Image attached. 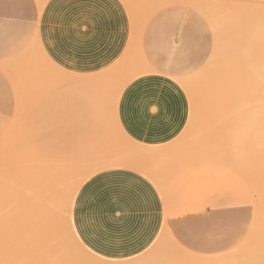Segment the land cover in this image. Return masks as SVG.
Wrapping results in <instances>:
<instances>
[{"label": "rangeland", "instance_id": "obj_1", "mask_svg": "<svg viewBox=\"0 0 264 264\" xmlns=\"http://www.w3.org/2000/svg\"><path fill=\"white\" fill-rule=\"evenodd\" d=\"M138 1H134L137 6L147 2L143 0L141 4L140 0L138 4ZM158 1L166 3L165 1L168 0ZM169 1L175 3L177 0ZM192 1L178 0L176 2L178 5L172 2L171 6L170 3L158 4L159 2H155V5L153 1L154 8L152 5L147 6L153 9L151 11H148V8L147 11L144 9L142 16L139 14L141 20L138 17L137 21L136 15L141 8L135 10L136 5L133 2L132 6L130 0H15L21 9L34 10L37 21L36 28L34 24L29 27L20 23L19 40L13 41L19 42L18 46L17 43L11 44L12 38L17 39L18 36L7 35L3 24L0 23V164L3 167L0 166L2 171L0 172V264H41V261L42 264L48 261L49 263L53 261L50 264H59L58 262L61 261L67 262L66 264L69 262L77 264L75 263L77 254L78 264H88V262L89 264H264V0H205L206 7V4H203L204 0H196L197 3L194 0L196 6ZM148 2L150 3V0ZM5 3V0H0V8ZM75 5H78L77 17L70 10ZM145 5L143 6L146 7ZM234 6L239 9L234 11ZM249 7L253 9L255 46L258 55L257 63L253 66L242 65L241 60L242 63H238L236 56L238 54L237 57L244 58L245 48L244 42H240L241 37H236L235 26L238 24L235 23L238 21L234 23L232 20L235 18L231 17L238 11L237 15L242 16L243 11ZM55 8L58 11L60 9L65 15L63 24L55 26L68 30V34L72 37L62 40L53 39L50 42L44 38V16L46 11L49 13ZM131 8L133 10H130ZM148 12L152 15H148ZM227 17L231 20L229 21ZM142 19H146L145 24ZM240 20L239 23L242 24L243 20ZM228 28H231V31H227ZM224 29L227 34L230 33L229 36L232 33V39L228 37V42L231 41L228 47H226L228 44L226 46L223 44L227 43ZM239 29L242 31V28H238L237 36L241 34ZM137 46L138 52L135 51ZM225 47L234 48V51L226 50V52H234L235 57L232 54L227 57L229 54L225 52L227 56L224 58L230 59L232 56L237 59H235L237 64L233 63L235 62L232 61L233 58H231L233 64H221L225 60L220 59L225 55L224 53L221 55ZM135 57L138 59L136 60ZM219 61L221 63H217ZM71 80H73L72 84ZM48 83L53 89L59 88L58 91L54 89L57 93L55 91L53 94V89ZM60 84L63 88H60ZM44 85L52 90L48 91L45 88L44 91ZM72 85L74 86L71 88ZM82 85H88L90 88L88 92L92 94L86 95L88 86L86 89ZM95 86L96 96L92 91V87L95 89ZM67 87L70 94L63 90L64 88L67 90ZM60 89L64 93L60 94ZM131 93L141 94L143 101L150 102L149 115L153 116L159 127L163 125L168 130L160 140L144 144L133 140L127 133L121 118V107L125 97ZM89 95L91 96L87 97ZM43 96L45 98L42 100ZM47 97L50 102L52 101L51 103H48ZM92 97L96 100L93 101ZM61 100H63L62 104ZM88 100V104L91 100V104H95L91 106H95L96 111L93 109L91 120L90 114L87 119L84 116L87 114L82 113L85 108L90 107H86L87 103H84ZM59 105L62 107L60 110L62 114L58 112L59 115L65 116L61 120L58 118V113V117L56 116ZM49 106L53 108V112ZM83 107L85 108L82 111ZM46 108H49V112L45 111ZM79 110L80 115L77 113ZM31 111L36 115L38 113V116L33 114L32 116ZM41 111L42 113L45 111L46 117L45 114L40 113ZM101 112L103 118L100 117ZM28 113L33 120L28 118ZM50 113L53 116L48 115ZM25 115L27 120L31 119V123H27L30 126L25 125L28 129L24 126ZM40 115L45 119L43 117L41 119ZM69 116L72 118L71 124L74 123L73 126L71 125L73 131L68 126L70 125L68 122H71L68 120ZM80 116L85 117L86 120H83L90 124L83 122ZM52 117L55 118L54 122ZM22 118L25 119L23 125ZM47 120L51 122L48 123ZM80 120L82 123L79 122ZM61 121L65 124L68 121L67 128ZM99 121H102L101 125ZM47 123L52 130H56L52 131L49 127L50 131L47 130ZM57 123L62 127L64 125L66 129H60L58 126L61 125ZM79 123L80 126L82 125L81 129L77 127ZM33 124L34 126H31ZM41 124L44 126L42 127ZM26 129L28 134L25 133ZM58 129L65 130L66 136L69 132L71 133L69 135H72V132L76 133L73 136L77 140L69 137L75 139L71 140L67 136L66 140L68 139L70 143L66 141L64 131L62 134L59 133L64 141L61 140ZM46 130V133H42ZM32 132L37 135L34 136ZM38 133L40 142L42 136L47 139L53 134L52 139L49 138L52 145L49 142L47 145L54 150L44 144L41 146L45 139L40 143ZM94 133L97 135L95 136ZM23 134L24 137L26 134L29 137L22 139L20 135ZM46 134L50 136L47 137ZM88 134L94 136L90 139ZM107 134L111 138H107ZM103 136L104 138H101ZM105 138L108 144H111L110 147H114L110 149ZM20 139L22 142L31 140L24 143H36L32 144L33 147L28 143L27 147L28 145L29 147L26 148V144ZM101 139H105L103 141L106 145L103 144L104 142L103 145L101 144ZM75 141L79 142L78 145ZM45 142L47 143V140ZM56 144H63L67 148L63 149L64 146L61 148ZM22 147L25 149L23 150ZM31 147L37 148L33 150L35 153L37 151L38 157L32 153L33 158L36 156L34 158L37 159L34 160L36 165L29 155L31 153L26 150L29 148L32 150ZM38 147H43L42 150L39 148L42 154L47 148L49 151H54L49 153L54 155L51 159L56 162H59L56 153L60 154H57L59 157L62 152V157L65 155L67 158L63 161L67 166L64 163L60 168V164H55L54 160L51 165L47 160V157H50L47 155L48 150L45 151L47 157L40 156ZM74 147L78 150H74ZM72 148L77 154L80 151L81 157H78L76 152L74 155L71 154ZM106 148L112 152H108ZM60 149L66 150V154L58 151ZM23 151L26 152L22 156ZM75 155L81 160L78 161L76 158V161L74 159L69 161V158L72 159ZM85 155L94 158L89 160L92 163L87 162L90 158L87 156V159ZM41 158H44L43 161ZM157 158L163 162L156 160ZM21 159L22 163L30 161L29 164H23L25 167L29 165L26 171L32 169L30 164L34 165L35 174L31 170L32 175L28 173L23 176L21 171L26 168L18 167ZM61 159L60 157V162ZM68 161L72 162L74 167L77 166L75 169L73 167V171ZM37 163L41 165L37 166ZM89 163L90 165L87 166L86 164ZM82 165L86 168L84 169ZM30 166L31 168L28 169ZM45 166L50 167L46 169ZM57 166L62 171L65 169L64 171L69 170L72 173L63 171L64 174L57 170ZM9 170L14 171L15 175L8 172ZM38 170L40 172L44 170L43 179ZM46 170L49 171L50 177L45 176ZM76 170H78L77 177L74 176ZM50 171L52 173L60 171L59 175L54 173L56 177H60V180L57 181L58 178L52 177L54 174L51 175ZM123 173L138 176L156 193L160 205L158 230L148 233L141 246L98 248L93 245L92 216L82 214L81 208L78 209V196L81 190L98 176ZM105 243H108L107 239ZM68 247L72 249L68 250ZM60 252L63 254L62 258ZM75 252L77 254H74ZM57 253L59 259L56 261ZM4 255L6 257H3Z\"/></svg>", "mask_w": 264, "mask_h": 264}, {"label": "crops", "instance_id": "obj_2", "mask_svg": "<svg viewBox=\"0 0 264 264\" xmlns=\"http://www.w3.org/2000/svg\"><path fill=\"white\" fill-rule=\"evenodd\" d=\"M5 2V5L0 8V23L3 24L7 35L18 36L17 39L12 38L13 45L14 39L19 40L20 23L29 27L34 24L36 28L37 20L34 10L21 9L15 0H5ZM70 10L77 17L78 5ZM64 18L65 15L60 9L58 11L55 8L49 13L45 12L44 38L46 41L72 37L68 34V30L55 26L63 24ZM16 41L18 46L19 42ZM8 45H10L9 42ZM143 100V96L138 93L126 96L121 107V118L129 136L145 144L160 140L168 130L163 125L158 126L148 112L151 103ZM78 199L77 207L81 208V213L92 216L93 245L98 248L141 246L148 233L158 230L160 223L158 197L153 189L138 176L127 173L98 176L81 190ZM105 238L108 241L107 244Z\"/></svg>", "mask_w": 264, "mask_h": 264}, {"label": "bare ground", "instance_id": "obj_3", "mask_svg": "<svg viewBox=\"0 0 264 264\" xmlns=\"http://www.w3.org/2000/svg\"><path fill=\"white\" fill-rule=\"evenodd\" d=\"M132 1H133V0H130V2H132ZM134 1L137 2L138 0H134ZM134 1H133V2H134ZM148 1H149V0H147V2H148ZM151 1H152V0H150V3L148 2L150 5L147 4L146 1L144 2L143 5L146 4V5H145L146 7H144L143 5L140 6V4H139V3H140V0L138 1L139 6H137V4H135L136 2H134V4L136 5V6H134V7H136L135 10L138 11V9H139L138 7L141 8V9H139L140 11L137 12V13H138V14H137L138 16L136 15L137 21L140 19V15L142 16V14L144 13V11H145V10L147 11V9H146V8H148L147 6H149V7H150L151 5L153 6V4H152L153 1H154V3H155V2H157L158 0H157V1H156V0H153L152 3H151ZM164 1H165V0H164ZM168 1H169V0H168ZM168 1H165V2L169 4L170 1H169V2H168ZM177 1H178V0H177ZM177 1H175V3H174L173 1H172V2H173L174 4H177V5H178V3H176ZM180 1H181V0H180ZM189 1H190V0H189ZM193 1H194V0H193ZM193 1H192V2H193ZM195 1H196V0H195ZM133 2H132V6H133ZM158 2H159V3H158ZM158 2H157L158 4L161 3L160 1H158ZM172 2H171V3H172ZM204 2H205V0L203 1V4H204ZM142 3H143V0H141V4H142ZM166 3L162 2L161 4H166ZM171 3L169 4L170 6L173 5V4H171ZM185 3H186V2H185ZM189 3H190V2H189ZM193 3H194V2H193ZM196 3H197V1H196ZM183 4H184V3H183ZM203 4H202V5H203ZM205 4H206V5H205ZM205 4H204V5H205V7H206V6H207V3H205ZM155 5H156V3H155ZM193 5L196 6L195 3H194ZM198 5H200V4H198ZM204 5H203V7H204ZM162 6H166V5H162ZM167 6H168V5H167ZM142 7H143V8H142ZM200 7L202 8V6H200ZM200 7H199V8H200ZM234 7H235L234 11H236V9H237V10L239 9V8L236 7V6H234ZM234 7H233V8H234ZM137 8H138V9H137ZM153 8H154V6H153ZM153 8H152V7H151L150 9L148 8V11H151ZM197 8H198V7H197ZM144 9H145V10H144ZM130 10H133V8H131ZM206 11H207V10H206ZM242 11H243V9L240 10V14H241ZM139 12H140V13H139ZM142 12H143V13H142ZM152 12H153V11H152ZM238 12H239V11H238ZM238 12H237V13H238ZM132 13H133V11H132ZM134 13H136V11H135ZM141 13H142V14H141ZM150 13H151V12H148V15L151 16L152 14H150ZM237 13L235 14V16H234V15H231V17H234V18H235V20H232L234 23H235L236 20L238 21V23H235L236 25H237V24H238V25H239V24L242 25L241 27L238 26V25H237L238 27L235 26V32H236V37H239V38L241 37V38H240V42H244L243 45H244V48H245V56H244V58H243V57H237L238 54L236 53V54H237L236 58H238V63H240V64L242 63L241 61H243L244 64L242 63V65L253 66L255 63H257V59H258V55H257V52H256V46H255V45H256V41H255V22H254V17H253V9H252L251 7L245 9V10L243 11V13H242V14H243L242 16L239 14V15L241 16V18H240V16L237 15ZM139 14H140V15H139ZM133 15L135 16V14H133ZM145 15H146V12H145ZM229 15H230V14H229ZM128 17H130L129 19H131V16H130V15H129ZM138 17H139V19H138ZM145 17H146V16H145ZM145 17H144V18H145ZM237 17H238V18H237ZM141 18H142V17H141ZM146 18H147V17H146ZM227 18H228V17H227ZM236 18H237V19H236ZM239 18L243 20V21H242V24H241V22L239 23V20H240ZM134 19H135V17H134ZM147 19H148V18H147ZM228 19H229V21L231 20L230 18H228ZM232 19H233V18H232ZM140 20H141V19H140ZM142 20H143V19H142ZM144 20H146V19H144ZM144 20H143V23L145 24ZM226 21H227V20H226ZM229 21H228V22H229ZM237 21H236V22H237ZM240 21H241V20H240ZM128 22H129V21H128ZM131 22H132V21H131ZM135 22H136V20H135ZM135 22H134V23H135ZM139 22H140V21H139ZM139 22H138V23H139ZM233 22H230V23L233 24ZM136 23H137V22H136ZM129 24H131V23L129 22ZM141 25H142V24H141ZM141 25H140V26H141ZM227 25H228V24H227ZM233 25H234V24H233ZM133 26H134V25H133ZM230 26L232 27V25H230ZM135 27H136V24H135ZM137 27H138V26H137ZM226 27H227V26H226ZM223 28H224V27H223ZM232 28H233V27H232ZM238 28H242V31H241V29H239V32L241 31L240 36H237V35H239V34H237V33H238ZM137 29H138V28H137ZM140 29H141V27H140ZM142 29H143V27H142ZM225 30H226V29H224V31H225ZM229 30L231 31V28H230V29L228 28L227 31H229ZM135 31H136V28H135ZM138 31H139V30H138ZM136 32H137V31H136ZM139 33H140V32H139ZM233 33H234V30H233ZM242 34H243V35H242ZM224 35L227 36V37L225 36L226 39H225V37H222V38H224V39H225V42L227 41V43H226V44L223 43V44H224L225 46L228 44V45L226 46V47H228V46H229V43L231 42V41L228 42V39H229V38H230V40L232 39V37H231V36H232V33H231V36H229L230 33L227 34L226 31H225ZM241 35H242V36H241ZM222 36H223V35H222ZM140 37H141V36H140ZM228 37H229V38H228ZM234 37H235V36H234ZM236 37H235V39H236ZM242 37H243V39H242ZM138 38H139V37H138ZM222 38H221V39H222ZM239 38H238V39H239ZM139 39H140V38H139ZM224 39H223V40H224ZM233 39H234V38H233ZM235 39H234V40H235ZM238 39H237V40H238ZM243 40H244V41H243ZM238 41H239V40H238ZM223 42H224V41H223ZM220 44H221V43H220ZM232 44H233V43H232ZM224 45H223V46H224ZM230 45H231V44H230ZM235 45H236V44H235ZM238 45H239V44H238ZM139 46H141V43L139 44ZM232 46H234V45H232ZM240 46L242 47V45H240ZM226 47H225V48H226ZM234 47H235V46H234ZM137 48H138V46H137L136 49H135L136 52H138V50H139V48H138V50H137ZM223 48H224V47H223ZM218 50L220 51V49H218ZM223 50H225V51H223ZM226 50H231V52H232V51H234V48L229 47L228 49H227V48H226V49H222V53H221V55H223V53L225 54ZM130 52H131V51H130ZM130 52H129V53H130ZM229 52H230V51H229ZM218 53H219V52H218ZM226 53H228V52H226ZM233 53H234V52H233ZM233 53H228V54H229L228 56H227V54L223 55V58H220V59H222V60L225 59V60H223V61L221 60L222 63H221L220 61L217 62V63H221V64H233V63H235V64H237V62L235 61L236 58H233V57H235V55L233 56ZM136 54H137V56L139 57L138 53H136ZM219 54H220V53H219ZM231 54H232V56H233V57L231 56V58H233L232 61H233V60L235 61V62H233V63L231 62V58H230V59L227 58V57H229ZM130 56H131V55H129V57H130ZM225 56H227V57L224 58ZM242 56H243V55H242ZM217 57H218V56H217ZM135 58H136V57H135ZM135 58H134V60H135ZM137 59H138V58H136V60H137ZM243 59H244V60H243ZM139 60H140V59H139ZM236 60H237V59H236ZM240 60H241V61H240ZM214 61H215V60H214ZM225 61H226V62H225ZM137 62H138V61H137ZM139 63H140V61H139ZM141 63H142V62H141ZM146 63H147V62H146ZM143 64H145V63H143ZM50 65H51V64H50ZM143 66H145V65H143ZM143 66H142V67H143ZM47 67H48V66H47ZM45 68H46V67H45ZM46 69H48V68H46ZM120 69H121V67H120ZM50 71H51V70H50ZM38 74H39V73H38ZM47 74H48V72H47ZM126 75H127V74H126ZM41 76H42V75H41ZM49 76H50V75H49ZM36 78H37V77H36ZM50 78H51V77H50ZM55 78H56V77H55ZM44 79H45V77H44ZM44 79H43V80H44ZM87 79H88V78H87ZM103 79H104V78H103ZM47 80H48V79H47ZM80 80H81V79H80ZM91 80H92V79H91ZM56 81H57V79H56ZM58 81H59V80H58ZM72 81H73V80H71V84H72ZM78 81H79V80H78ZM84 81H85V80H84ZM86 81H87V80H86ZM89 81H90V80H89ZM48 82H50V80H49ZM53 82H55V81H53ZM67 82H68V81H66V83H67ZM79 82H81V81H79ZM79 82H78V83H79ZM82 82H83V81H82ZM97 82H99V81H97ZM51 83H52V82H51ZM59 83H60V82H59ZM64 83H65V82H64ZM64 83H62V85H65ZM75 83H76V82H75ZM94 83H95V82H93V85H94ZM45 84H46V82H45ZM48 84H49V83H48ZM52 84L54 85V83H52ZM55 84H57V83L55 82ZM68 84H69V83H68ZM82 84H83V83H82ZM90 84H91V83H90ZM46 85H47V84H46ZM49 85H50V84H49ZM60 85H61V84H60ZM62 85L60 86V88L62 87ZM93 85H92V86H93ZM36 86H37V85H36ZM41 86H42V85H41ZM55 86H56V85H55ZM73 86H74V85H72V86H70V87L72 88ZM82 86H85V85H82ZM86 86H88V85H86ZM86 86H85V87H86ZM48 87H49V86H48ZM50 87L52 88L51 85H50ZM53 87H54V86H53ZM56 87H57V86H56ZM64 87H66V86H64ZM75 87L77 88L76 85H75ZM75 87H74V89H75ZM78 87H80V86H78ZM35 88H36V87H35ZM45 88H47V87H45V85H44V89H43V88H41V89H43V90L45 91ZM62 88H63V87H62ZM68 88H69V87H67V90H65L66 88H64L63 90L65 91V93H66V91H67V92L70 94V92H69L70 90H68ZM92 88L94 89V87H92ZM47 89H48V91H51L53 88L50 89V90H49V88H47ZM54 89H57V91L59 90L58 87H57V88H54ZM54 89L52 90L53 94H54V92L56 91V90L54 91ZM83 89H84V88H83ZM86 89H87V87H86ZM89 89H90V88H89V86H88L87 94H86V95H88V93H89V94H92V92H88ZM93 89H92V91H93V94H94V93H95L94 91L97 90V87L95 86V89H94V90H93ZM60 90H61V89H60ZM63 90L60 91V94H61V93H64V92H62ZM76 90L78 91V89H76ZM76 90H74V91H76ZM80 90H81V88H80ZM36 91H37V90H36ZM41 91H42V90H41ZM57 91H56L55 93H57ZM77 91H76V92H77ZM81 91H82V90H81ZM89 91H90V90H89ZM30 92H31V91H30ZM42 92H43V91H42ZM52 92H51V93H52ZM96 92H97V91H96ZM33 93H34V92H33ZM37 93H39V92H37ZM37 93H36V94H37ZM58 93H59V92H58ZM84 93H85V92H84ZM60 94H58V96H61ZM72 94H74V93L72 92ZM65 95H67V94H65ZM82 95H83V94H81V96H82ZM94 95L96 96V93H95ZM37 96H40V95H37ZM41 96H42V94H41ZM83 96H85V95H83ZM90 96H91V95H89V96H87V97H90ZM62 97H63V95H62ZM43 98H45V96L42 97V100H43ZM55 98H57V97H55ZM74 98H75V97H74ZM83 98H84V97H83ZM47 99H48V103H51V102H52V101L50 102L49 97H47ZM47 99H46V100H47ZM50 99H53V98L50 97ZM88 99H89V98H88ZM90 99H91V98H90ZM92 99H94V98L92 97ZM63 100H64V99H63ZM63 100H61V102H60L61 104L63 103V102H62ZM76 100H77V99H76ZM84 100H85V99H84ZM95 100H96V99H94L93 101H95ZM102 100H103V99H102ZM56 101H57V99H56ZM56 101H55V102H56ZM59 101H60V99H59ZM66 101H67V100H66ZM73 101H75V100L73 99ZM55 102H53V105H56V104H54ZM71 102H72V101H71ZM87 102H89V100H88V101H85L84 103L86 104ZM91 102H92V100H91ZM91 102H90L89 104L87 103L86 107H88V106L91 107L92 105H95V104H91ZM67 103H68V102H67ZM74 103H76V102H74ZM94 103H95V102H94ZM103 103H104V102H103ZM43 104H44V103H43ZM58 104H59V102H58ZM78 104H80V101H79ZM82 104H83V103H82ZM90 104H91V105H90ZM48 105H49V104H48ZM69 105H70V103H69ZM74 105H75V104H74ZM45 106H46V104H45ZM45 106H44V107H45ZM51 106H52V105H51ZM51 106H49V107L51 108ZM60 106H61V105H59V108H60V109L58 108V110H56V116H57V113H58V112L61 113L60 110L62 109V107H60ZM65 106H66V105H65ZM40 107H42V106H40ZM40 107H39V108H40ZM52 107H53V106H52ZM56 107H57V105H56ZM63 107H64V106H63ZM68 107H69V106H67V108H68ZM74 107H75V106H74ZM78 107H79V106H78ZM90 107H88V108L83 107V108H81V109H82V111H83L84 108H85V111H87V112L85 113V111H84V112H82V113L87 114V116L84 115L86 118L89 117L88 114H90V120H91V119H92L91 116L93 115V109H94V111H95V106H93V107H91V108H90ZM101 108H102V107H101ZM40 109H41V108H40ZM48 109H49V108H48ZM48 109L46 108L45 111H48V112H49ZM51 109H52V112H53V108H51ZM74 109H75V108H74ZM88 109H89V111H88ZM90 109H92V111H90ZM42 110H44V109H42ZM54 110H55V109H54ZM102 110H103V109H102ZM107 110H108V109H107ZM45 111H44V113H42V111H41L40 113L45 114V117H46V113H45ZM50 111H51V110H50ZM63 111H64V109H63ZM65 111H66V110H65ZM75 111H76V109H75ZM99 111H101V109H99ZM105 111H106V108H105ZM68 112H69V111H68ZM95 112H96V111H95ZM108 112H110V111H108ZM77 113L79 114V113H81V111L79 110V112L77 111ZM101 113H102V112H101ZM105 113H106V112H104V114H105ZM26 114H27V113H26ZM32 114H33V112L31 111V115H32ZM61 114H62V113H61ZM64 114H65V112H64ZM67 114H68V113H67ZM70 114L72 115L71 112H70ZM78 114H77V117L80 115V114H79V115H78ZM33 115H35V116L37 117V116H38V113H37V115H36V114H33ZM33 115H32V116H33ZM48 115H52V114L50 113V114H48ZM54 115H55V114H54ZM58 115H59V113H58ZM27 116H28V118H31V117H29V116H30L29 113H28ZM40 116H41V115H40ZM52 116H53V115H52ZM72 116H73V115H72ZM81 116H83V114H81ZM81 116H80V117H81ZM95 116H96V114H95ZM36 117H35V119L37 120ZM42 117H43V116H41V119H42ZM45 117H43V118L45 119ZM57 117H58V116H57ZM63 117H65V116L63 115V116L61 117V115H59L58 118H60V120H61V118H63ZM85 117H84V118L81 117L80 119L83 120V119H85ZM92 117H93V116H92ZM100 117L103 118V113H102V116L100 115ZM100 117H99V118H100ZM24 118H26V115H25ZM24 118H22V120H23ZM38 118H39V117H38ZM52 118L54 119V120H53V122H54V121H55V118H54V117H52ZM67 118H68V117H67ZM74 118H75V116H74ZM94 118H95V117H94ZM31 119H32V118H31ZM31 119H30V120H27V118H26L27 121L24 119L26 123L24 124V120H23V121H22V125L24 124V126H25V125L28 126L29 124L27 125V123H31ZM47 119H48V118H47ZM63 119H64V118H63ZM65 119H66V118H65ZM70 119H72V118L69 116V119H68V120H70ZM87 119H89V118H87ZM32 120H33V119H32ZM39 120H40V119H39ZM51 120H52V119H51ZM51 120H50V121L47 120L48 123H50ZM60 120L58 119L57 121H59V123H60ZM85 120H86V119H85ZM100 120H101V119H100ZM103 120H104V119H102V121H103ZM108 120H109V119H108ZM28 121H30V122H28ZM41 121H44V120H41ZM47 121H45V122H47ZM70 121H71V120H70ZM77 121H78V120H77ZM87 121H89V120H87ZM94 121H95V119H94ZM102 121H101V122L99 121V122H100V125H101ZM106 121H107V120H106ZM33 122H34V121H33ZM39 122H40V121H39ZM39 122H36V123H39ZM67 122H68V121H67ZM67 122H66V124H67ZM73 122H74V121H73ZM79 122H81V120H80ZM83 122H86V121L83 120ZM41 123H42V122H41ZM48 123H47V124H48ZM61 123H62V124H65V123H63L62 121H61ZM68 123H70V125H68V126H70V127H71V125H72V126L74 125V123L71 124L72 121H71V122H68ZM81 123H82V122H81ZM91 123H92V121H91ZM95 123H96V122H95ZM108 123L110 124V122H108ZM20 124H21V123H20ZM43 124L46 125L45 123H43ZM43 124H41L42 127L44 126ZM66 124H65V126H66V128H67V125H66ZM86 124L89 125L90 123H89V122H88V123L86 122ZM86 124H85V125H86ZM49 125H50V124H48V126H46V129L49 130V129H48V127H49V128L52 130V128H51ZM57 125H61V124H58V123H57ZM77 125H78V124H77ZM87 125L85 126L86 128H87ZM92 125H93V124H92ZM26 126H25V127H26ZM29 126H30V125H29ZM31 126H34V124L31 125ZM37 126H38V125H37ZM51 126H53V125L51 124ZM81 126H82V125H81ZM81 126H80V123H79V125H78L77 127H80V129H81V128H82ZM90 126H91V125H90ZM39 127H40V126H39ZM58 127H60V129H61V128H62V129H66V128L64 127V125H63L64 128L62 127V125H61V126H58ZM58 127H57V128H58ZM70 127L66 130L67 132H68V130L70 129ZM92 127H93V126H92ZM92 127H90V128H92ZM99 127H100V126H99ZM101 127H102V126H101ZM101 127H100V128H101ZM107 127H108V126H107ZM26 128H27V127H26ZM31 128H32V127H31ZM31 128H30V130H31ZM34 128H35V127H34ZM40 128H41V127H40ZM53 128H56V127H53ZM71 128H72L71 131H73V127H71ZM88 128H89V127H88ZM20 129H22V127H21ZM24 129H25V128H23V130H24ZM27 129H28V128H27ZM27 129H26V132H25V133L28 134ZM60 129H58V131H59V132H58V135H59V133L62 134L63 131H64L63 134H65V136H66V133H65L66 131H65V130L62 131V130H60ZM80 129H78V130H80ZM102 129H103V128H102ZM35 130H36V129H35ZM44 130H45V129H44ZM47 130L44 131V132L42 131V133H46ZM54 130H56V129H54ZM54 130H52V131H54ZM103 130H104V129H103ZM106 130H108V129H106ZM39 131H40V130H39ZM49 131H50V130H49ZM49 131H48V132H49ZM52 131H51V132H52ZM61 131H62V132H61ZM74 131H76V130H74ZM23 132H24V131H23ZM37 132H38V131H37ZM77 132H78V131H77ZM102 132H103V131H102ZM20 133H21V132H20ZM35 133H36V131H35ZM35 133L32 132L33 135H34ZM39 133H40V132H39ZM39 133H38V135H39V136H38V139H39L38 141L40 142V134H39ZM42 133H41V134H42ZM52 133H53V132H52ZM73 133H74V132H72V135H69V134H71V133L69 132V134L67 135L68 138H69V137H71V138H75V136H73V135H75L76 133H75V134H73ZM95 133H96V132H95ZM95 133H94V134H95ZM27 134H26V136H27ZM53 134H56V133L54 132ZM53 134H52L51 137H49V138L52 139ZM82 134H83V133H82ZM33 135H32V136H33ZM35 135H37V134H35ZM35 135H34V136H35ZM83 135H84V134H83ZM85 135H87V134H85ZM88 135H89V134H88ZM96 135H97V134H95V136H96ZM105 135H106V134H105V131H104V136H105ZM20 136H21L22 139H23L24 134H23V136H22V135H20ZM26 136H25V137H26ZM32 136H31V137H32ZM46 136L48 137V136H50V135H49V134H46ZM60 136H61V138L63 137L62 135H59V138H60ZM65 136H64V137H65ZM67 136L64 138L65 140H66ZM76 136H77V135H76ZM79 136H81V135H79ZM91 136H92V135H89L88 137L90 138ZM93 136H94V135H93ZM93 136H92V137H93ZM104 136L101 137V138H104ZM25 137H24V139H25ZM27 137H29V135H28ZM27 137H26V138H27ZM54 137H56V135H55ZM57 137H58V136H57ZM108 137L111 138V136H108V134H107V138H108ZM41 138H42V139H41V142H43V141H44L43 139H45V138H43V136H42ZM49 138L45 139V141L47 140V143L44 141V142L41 144V146L44 144V145H46V147L51 148L50 146L47 145L48 142L50 141ZM71 138H69V139H71ZM83 138H84V137H83ZM83 138H82V139H83ZM86 138H87V137H86ZM94 138H95V137H94ZM96 138H97V137H96ZM110 138H109V139H110ZM30 139H31V138H30ZM30 139H27V140H25V141H28V140H30ZM48 139H49V140H48ZM53 139H54V138H53ZM64 139L62 138L61 140L64 141ZM75 139H76V138H75ZM75 139H71V140H75ZM82 139H81V140H82ZM90 139H91V138H90ZM105 139H106V138H105ZM105 139H101V140H102L101 144L104 142L103 140H105ZM31 140L33 141V139H31ZM31 140H30V141H31ZM36 140H37V139H36ZM56 140H57V139H56ZM56 140H55V141H56ZM59 140H60V139H58L57 142H59ZM76 140H77V139H76ZM87 140H88V139H87ZM101 140H100V141H101ZM111 140H112V139H111ZM111 140H109V142H111ZM119 140H120V139H119ZM20 141L22 142L21 139H20ZM23 141H24V140H23ZM25 141H24V142H25ZM66 141H69V140L67 139ZM106 141H107V139H106ZM24 142H22V143H24ZM41 142H40V143H41ZM61 142H62V141H61ZM72 142H73V141H72ZM85 142H86V141H85ZM19 143H20V142H19ZM19 143H18V144H19ZM22 143H21V145H22ZM28 143H29V145L32 146V144L35 145L34 143H36V142H34V143L32 142L31 144H30V142H28ZM28 143H27V142L24 143V144H26V148L29 147V145H28V147H27V144H28ZM40 143H38V146H40V145H39ZM45 143H46V144H45ZM49 143H50V142H49ZM51 143H52V141H51ZM51 143H50V144H51ZM62 143H63V142H62ZM69 143H70V141H69ZM75 143H76V141H75ZM78 143H79V142L77 141L76 144L78 145ZM93 143L96 144V142H94V141H93ZM98 143H99V142H98ZM119 143H120V142H119ZM54 144H55V143H54ZM72 144H73V143H71V145H72ZM86 144H87V143H86ZM94 144H93V146H94ZM103 144L106 145L105 142H104ZM103 144H102V145H103ZM121 144H122V143H121ZM51 145H52V144H51ZM56 145H58V146L60 145L61 148H63V146H64L63 149L67 148V147H65V145H63V144H62V145H61V144H56ZM67 145H68V143H67ZM89 145L91 146L92 143L89 144ZM98 145H99V144H98ZM98 145H96V146H98ZM107 145H108V147H110L111 144H110V143L108 144V141H107ZM23 146H24V145H23ZM36 146H37V145H36ZM36 146H35V147H36ZM68 146H69V145H68ZM72 146H73V145H72ZM74 146L77 147V148L79 149L78 146H76V145H74ZM84 146H85V145H84ZM90 146H89V147H90ZM100 146H101V145H100ZM100 146H99V147H100ZM32 147H33V146H32ZM32 147H31V149H32ZM35 147H34V148H35ZM44 147H45V146H44ZM46 147H45V148H46ZM75 147H74V150H78L77 148L75 149ZM94 147H95V146H94ZM105 147H107V146H104V148H105ZM112 147H114V146H111L110 149H111ZM119 147H120V146H119ZM126 147H127V146H126ZM22 148H23V150L25 149L24 147H22ZM34 148H33V149H34ZM39 148H41V147H38V152H40V151H39ZM56 148H57V146H56ZM82 148H83V146H82ZM131 148H132V147H131ZM33 149L30 150V148H29V149H26V150L29 151V153H31V154H29V155H30V157L32 156L31 158L33 159V162H34V160H37V159H34V158L37 156V151H36V153H35ZM42 149H43V147L41 148V150H42ZM51 149L54 150V148H51ZM63 149H60V150H58V151H63V152L65 153L66 150H63ZM87 149H88V148H87ZM90 149H92V147H91ZM108 149H109V148H108ZM108 149L106 148V150H108ZM114 149H116V147H115ZM35 150H37V148H35ZM47 150H48V148H47L46 150L43 151L44 154H42V152H40L38 155H40V156L45 155V154H46L45 151L47 152ZM68 150H69V149H68ZM68 150H67V151H68ZM72 150H73V148H72ZM74 150H73V151H74ZM79 150L81 151V149H79ZM85 150H86V149H85ZM88 150H89V149H88ZM93 150H94V149H93ZM96 150H97V149H96ZM99 150H100V149H99ZM102 150H103V148H102ZM102 150H101V152H102ZM129 150H130V149H129ZM134 150H135V149H134ZM141 150H142V149H141ZM156 150H157V149H156ZM13 151H14V150H13ZM16 151H17V150H16ZM30 151H31V152H30ZM32 151H33V152H32ZM69 151H70V150H69ZM69 151H68V153H69ZM73 151H71V154L74 155L75 152H76V155H77L78 157H81V155H80V151H78L79 154H77V151H74V153H73ZM89 151H91V150H89ZM115 151H116V150H115ZM122 151H123V150H122ZM130 151H131V150H130ZM24 152H26V151H23V152L21 153V155L24 154ZM49 152H54V151H52V150L49 151V150H48L47 155L50 156V157H47V155H45V156L47 157L48 162H50L51 165H52L54 159H51V156L54 157V155H51ZM56 152H57V150H56ZM106 152H107V151H106ZM108 152H112V151H109V150H108ZM118 152H119V151H118ZM127 152H128V151H127ZM135 152H136V151H135ZM147 152H148V151H147ZM157 152H158V151H157ZM159 152H160V151H159ZM15 153H16V152H15ZM32 153H35V154H33V155H36L34 158H33ZM81 153H82V152H81ZM86 153H87V150H86ZM92 153H94V152H92ZM96 153H99V151H98V152L96 151ZM104 153H105V152H104ZM154 153H155V152H154ZM41 154H42V155H41ZM54 154H55V153H54ZM57 154H59V153H58V152L56 153V157H57V160H58L59 162H56V160H54V161H55V164H57V163L60 164L59 167L61 168V165H63L64 163H66V162H63V161H65V159H67V158L65 157V155L62 157V152H61V156H59V157H58ZM65 154H66V153H65ZM71 154H70V155H71ZM83 154H85V152H84ZM87 154H88V153H87ZM90 154H91V153H90ZM94 154H95V153H94ZM94 154H93L92 157H94ZM111 154H112V153H111ZM121 154H122V153H121ZM165 154H166V153H165ZM225 154H226V153H225ZM15 155H16V154H15ZM25 155H27V153H26ZM29 155H28V156H29ZM59 155H60V154H59ZM67 155H68V154H67ZM70 155H69V156H70ZM73 155H72V156H73ZM76 155H75V156H76ZM79 155H80V156H79ZM88 155H89V154H88ZM88 155H85V157H86L87 159H88V157H89ZM91 155H92V154H91ZM100 155H102V154L100 153ZM223 155H224V154H223ZM239 155H240V154H239ZM22 156H23V155H22ZM28 156H25V157L27 158ZM45 156H44V158H45ZM75 156H74V158H72V159L69 158V161H72L73 159L75 160L76 158L78 159V157H77V156L75 157ZM87 156H88V157H87ZM96 156L98 157V154H97ZM113 156H114V155H113ZM124 156H125V155H124ZM136 156H137V154H136ZM141 156H142V155H141ZM157 156H158V155H157ZM161 156H162V155H161ZM37 157H38V156H37ZM56 157H55V158H56ZM60 157L62 158V159H61V162H60ZM83 157H84V155H83ZM92 157H91V158L89 157L90 159H88V160H87L86 158H85V159H86L87 162H88L89 160H91V159L93 160V159H94V158H92ZM159 157H160V156H159ZM15 158H16V157H15ZM18 158H19V157H18ZM23 158H24V157H23ZM23 158H22V159H23ZM31 158H30V160H31ZM44 158H43V159H44ZM49 158H50V159H49ZM58 158H59V159H58ZM63 158H64V160H63ZM98 158H99V157H98ZM102 158H103V157H102ZM108 158H109V157H108ZM164 158H165V157H164ZM164 158H163V159H164ZM16 159H17V158H16ZM19 159H20V158H19ZM22 159L20 160L22 165L25 164V163H28V162L30 163L29 160H28V162H25L27 159H25V161H24L25 163H22ZM41 159H42V158H41ZM43 159H42V161H43ZM99 159H100V158H99ZM106 159H107V157H106ZM106 159H104V160H106ZM136 159H137V158H136ZM142 159H143V158H142ZM152 159H153V157H152ZM159 159H160V158H157L156 160H159ZM165 159H166V158H165ZM167 159H168V158H167ZM169 159H170V158H169ZM47 160H46V161H47ZM80 160H81V159H80ZM80 160L78 159V161H80ZM83 160H84V159H83ZM110 160H111V159H110ZM139 160H141V159H139ZM139 160H138V161H139ZM150 160H151V158H150ZM178 160H179V158H178ZM18 161H19V160H18ZM51 161H52V162H51ZM69 161H68V163H69ZM75 161H76V160H75ZM159 161H162V160H159ZM159 161H158V162H159ZM172 161L174 162V160H172ZM243 161H244V160H243ZM33 162H32V163H33ZM36 162H38V161H36ZM39 162H40V160H39ZM87 162H86V163H87ZM89 162H90V161H89ZM97 162H98V161H97ZM162 162H163V161H162ZM176 162H177V161H176ZM29 163H28V164H29ZM44 163H45V161H44ZM46 163H47V162H46ZM90 163H92V162H90ZM90 163H89V164H86V165L88 166V165H90ZM101 163H102V162H101ZM147 163H148V162H147ZM150 163H151V162H150ZM168 163H169V162H168ZM168 163H167V164H168ZM11 164H13V163H11ZM16 164H17V163H16ZM21 164L19 163V166H18V167L24 169L25 166L23 165V166L21 167V166H20ZM33 164H35V162H34ZM33 164H30V165L32 166V169H31L32 171L34 170V169H33V167H34ZM48 164H49V163H48ZM69 164H71L72 168H71L69 165H68V166L71 168V171H73L72 169H73V167H74L75 165L73 164V165H74V166H73V165H72V162H70ZM75 164L77 165V163H75ZM81 164H82V163H81ZM93 164H95V163H93ZM157 164H158V163H157ZM157 164H156V166L159 167V165H157ZM164 164H165V163H164ZM164 164H163V165H164ZM172 164H173V163H172ZM6 165H7V164H4V166H6ZM35 165H36V164H35ZM38 165H41V164H40V163H39V164L37 163V166H38ZM43 165H44V164H43ZM43 165H42V166H43ZM49 165H50V164H49ZM51 165H50V166H51ZM79 165H80V164H79ZM91 165H92V164H91ZM0 166H1V164H0ZM7 166H9V165H7ZM27 166H29V165H26V167H27ZM31 166L28 167V169H30ZM50 166H45V168L47 167L46 169H48V167H50ZM53 166H55V165H53ZM66 166H67V163H66ZM66 166H65V167H66ZM156 166H155V167H156ZM167 166H168V165H167ZM1 167H2V166H1ZM16 167H17V165H16ZM26 167H25V168H26ZM40 167H41V166H40ZM40 167H39V168H40ZM65 167H64V168H65ZM69 167H68V168L66 167V168L69 169ZM76 167H77V166H76ZM76 167H74V169H75ZM82 167H84V165H82ZM91 167H92V166H91ZM155 167H154V168H155ZM2 168H3V167H2ZM20 168H18V170H19ZM39 168H38V169H39ZM42 168H43V167H42ZM45 168H44V170H45ZM51 168L56 169V168H54V167H51ZM62 168H63V167H62ZM80 168H81V166H80ZM85 168H86V167H84V169H85ZM146 168H147V167H146ZM169 168H170V167H169ZM5 169H6V168H5ZM5 169H2V170L4 171ZM13 169H14V168H13ZM162 169H163V167L160 168V170H162ZM6 170H7V169H6ZM21 170H22V169H21ZM24 170H25L26 173L24 172ZM24 170L21 171V172H23V174H24L23 176H24V177H25L26 175H28V173H29V175H32V174L34 173V171H33V173H32L31 170L26 171L27 168L24 169ZM35 170H37V169H35ZM44 170H43V172H44ZM51 170H52V169H51ZM57 170L62 171L61 169H58V166H57ZM64 170H65V169H63V171H64ZM78 170H80V169H78ZM78 170H76V171L74 172V173H76V174L74 175V176H76V177H77V171H78ZM155 170H156V169H155ZM165 170H166V169H165V166H164V171H165ZM167 170H168V169H167ZM16 171H17V169H16ZM38 171H39V170H38ZM38 171H37V172H38ZM46 171H47V170H46ZM60 171H57L56 173L58 174V172H60ZM63 171H62V172H63ZM66 171L69 172V170H66ZM66 171H64V172H66ZM81 171H82V170H81ZM81 171H80V172H81ZM157 171H158V170H157ZM0 172H2L1 169H0ZM8 172H11L12 174H14V173H13L14 171L12 172L11 170H9ZM39 172H40V171H39ZM43 172H42V170H41V172H40V176H42V179H43V175H42ZM47 172H48V173H47ZM47 172H46L47 175H46V173H44L45 176L50 177V175H49V171H47ZM50 172H51V171H50ZM53 172H54V171H53ZM64 172H63V173H64ZM83 172H85V171L83 170ZM86 172H88V171H86ZM16 173H17V172H16ZM31 173H32V174H31ZM54 173H55V172H54ZM54 173L51 172L50 174L52 175V174H54ZM56 173H55V174H56ZM66 173H67V172H66ZM71 173H72V172H69V174H71ZM81 173H82V172H81ZM5 174H6V173H4V176H6ZM18 174L20 175V172H18ZM21 174H22V173H21ZM34 174H35V173H34ZM55 174H54V176H52V177H54V178L57 179L58 176L56 177ZM64 174H65V173H64ZM69 174H68V176H70ZM157 174H158V173H157ZM162 174H163V173H162ZM14 175H15V174H14ZM36 175H37V174H36ZM58 175H59V174H58ZM61 175H62V173H61ZM163 175H165V174H163ZM9 176H10V175H9ZM20 176H21V175H20ZM45 176H44V179H45ZM63 176H64V175H63ZM63 176H62V177H63ZM74 176H73V177H74ZM79 176H80V175H79ZM152 176H153V175H152ZM157 176H159V175H157ZM48 177H46V178H48ZM64 177H65V176H64ZM66 177H67V176H66ZM73 177H72V178H73ZM153 177H154V176H153ZM7 178H8V177H7ZM7 178H6V179H7ZM40 178H41V177H40ZM59 178H60V177H59ZM59 178H58L57 181L60 180ZM67 178H68V177H67ZM67 178H65V180H66ZM72 178H71V179H72ZM74 178H75V177H74ZM8 179H9V178H8ZM10 179H11V178H10ZM56 179H55V181H56ZM62 179H63V178H61V181H62ZM74 180H75V179H74ZM6 181H7V180H6ZM50 181H54V180H50ZM63 181H64V180H63ZM72 181H73V179H72ZM76 181H77V180H76ZM4 182H5V181H4ZM4 182H3V183H4ZM66 182H67V181H66ZM66 182H65V183H66ZM0 183H1V182H0ZM74 183H75V182H74ZM59 184H60V182H59ZM61 184H62V182H61ZM67 184L69 185L68 182H67ZM70 184H71V186H72V183H70ZM3 185H4V184H3ZM55 185H56V184H55ZM62 185H63V184H62ZM58 186H59V185H58ZM65 186H66V184H65ZM65 186H64V187H65ZM60 187H61V186H60ZM66 187H67V186H66ZM66 187H65V188H66ZM65 188H64V189H65ZM70 188H73V187H70ZM65 190H66V189H65ZM65 190H64V192H66ZM69 191H70V190H69ZM66 197H67V195H66ZM66 240H67V238H66ZM66 240H65V241H66ZM172 242H173V241H172ZM173 243H174V242H173ZM64 244H65V243H64ZM66 244H68V243H66ZM70 244H71V246L74 247V245H72V243H70ZM75 246H76V245H75ZM154 246H155V245H154ZM159 246H160V245H159ZM61 247H63V246H61ZM61 247H59V248H61ZM65 248H66V246L64 247V250H65ZM70 248H71V247H70ZM70 248L68 247V250H70ZM74 248H75V247H74ZM155 248H156V247H155ZM2 249H3V248H2ZM71 249H72V248H71ZM161 249H162V247H161ZM68 250H66V252H68ZM77 250H78V249H77ZM79 250H80V249H79ZM55 251H56V250H55ZM61 251H63V249H61ZM69 252H70V251H69ZM69 252H68V253H69ZM73 252H74V251H73ZM73 252H72V253H73ZM76 252H77V251H76ZM76 252H75L74 254H77ZM154 252H155V250H154ZM1 253H2V252H1ZM7 253H8V252H7ZM53 253H54V252H53ZM53 253H52V254H53ZM68 253H67V254H68ZM72 253H70V254H72ZM78 253H79V252H78ZM158 253H159V252H158ZM54 254H55V253H54ZM57 254H58V253H57ZM60 254H61L60 258H62V255H63V254H62L61 252H60ZM74 254H73V256H74V260H75L76 257H77V261H78V254H77L76 257H75ZM158 255H159V254H158ZM158 255L156 254V256H158ZM161 255H162V254H161ZM8 256H9V254H8ZM49 256H50V255H49ZM65 256H66V253H65ZM67 256H68V255H67ZM70 256H71V255H70ZM70 256H69V257H70ZM79 256H80V255H79ZM167 256H168V255H167ZM3 257H6V256L4 255ZM53 257H54V256H53ZM53 257H52V258H53ZM57 257H58V258L56 259V261L59 259V254L57 255ZM150 257H151V255H150ZM152 257H153V259H154V254H153ZM168 257H169V256H168ZM11 258H12V257H11ZM13 258H14V257H13ZM44 258H47V257H44ZM44 258H42V259H44ZM55 258H56V257H55ZM155 258H156V257H155ZM161 258H163V257H161ZM6 259H7V258H6ZM48 259H49V258H48ZM53 259H54V258H53ZM63 259H64V258H63ZM63 259H62V260H63ZM71 259H73V257H72ZM142 259H143V258H142ZM148 259H149V258H148ZM156 259H157V258H156ZM156 259H155V260H156ZM9 260H11V259H9ZM38 260H39V259H38ZM46 260H47V259H46ZM50 260H51V259H50ZM60 260H61V259H60ZM67 260H69V259H67ZM74 260H73V262H74ZM149 260H150V259H149ZM151 260H152V259H151ZM157 260H158V262H161L159 259H157ZM163 260H164V259H163ZM165 260H166V259H165ZM167 260H168V259H167ZM5 261H7V260H5ZM47 261H48V260H47ZM54 261H55V260H54ZM71 261H72V260H71ZM77 261H75V263L78 264ZM140 261H141V260H140ZM146 261H147V259H146ZM153 261H154V260H153ZM1 262H2V261H1ZM44 262H46V261H44ZM52 262H53V261H51L50 263H52ZM68 262H69V261H68ZM79 262H80V261H79ZM82 262H83V261H82ZM141 262H142V261H141ZM149 262H150V261H149ZM151 262H152V261H151ZM156 262H157V261H156ZM166 262H168V261H166ZM50 263H49V261H48V263H46V264H50ZM58 263H59V264H60V263H63V264H64L65 262L61 261V262H58ZM66 263H67V262H66ZM66 263H65V264H66ZM71 263H72V262H71ZM128 263H129V262H128ZM143 263H144V262H143ZM41 264H42V261H41ZM53 264H54V263H53ZM56 264H57V263H56ZM69 264H70V262H69ZM73 264H74V263H73ZM88 264H89V262H88ZM124 264H125V263H124ZM133 264H134V263H133ZM145 264H146V263H145ZM151 264H153V263H151ZM162 264H163V263H162ZM164 264H166V263H164ZM168 264H169V263H168Z\"/></svg>", "mask_w": 264, "mask_h": 264}]
</instances>
